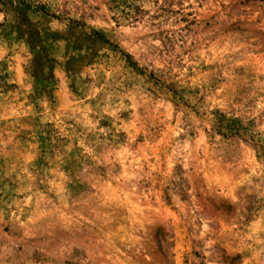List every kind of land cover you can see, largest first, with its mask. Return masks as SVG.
<instances>
[{"label":"rangeland","instance_id":"obj_1","mask_svg":"<svg viewBox=\"0 0 264 264\" xmlns=\"http://www.w3.org/2000/svg\"><path fill=\"white\" fill-rule=\"evenodd\" d=\"M0 264H264V0H0Z\"/></svg>","mask_w":264,"mask_h":264}]
</instances>
